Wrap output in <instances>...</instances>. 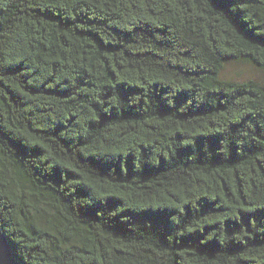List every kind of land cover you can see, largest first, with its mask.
I'll list each match as a JSON object with an SVG mask.
<instances>
[{
    "label": "trees",
    "instance_id": "16d2710c",
    "mask_svg": "<svg viewBox=\"0 0 264 264\" xmlns=\"http://www.w3.org/2000/svg\"><path fill=\"white\" fill-rule=\"evenodd\" d=\"M264 0H0V226L21 264H264Z\"/></svg>",
    "mask_w": 264,
    "mask_h": 264
},
{
    "label": "rangeland",
    "instance_id": "374dc122",
    "mask_svg": "<svg viewBox=\"0 0 264 264\" xmlns=\"http://www.w3.org/2000/svg\"><path fill=\"white\" fill-rule=\"evenodd\" d=\"M222 78L236 82L256 80L264 83V72L249 64L231 62L225 65Z\"/></svg>",
    "mask_w": 264,
    "mask_h": 264
},
{
    "label": "water",
    "instance_id": "95a60500",
    "mask_svg": "<svg viewBox=\"0 0 264 264\" xmlns=\"http://www.w3.org/2000/svg\"><path fill=\"white\" fill-rule=\"evenodd\" d=\"M0 264H21L15 257L10 243L0 226Z\"/></svg>",
    "mask_w": 264,
    "mask_h": 264
}]
</instances>
